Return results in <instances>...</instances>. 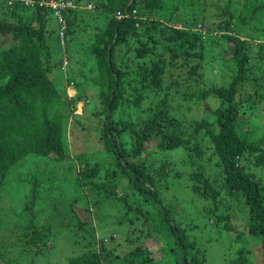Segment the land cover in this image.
<instances>
[{
  "label": "trees",
  "instance_id": "1",
  "mask_svg": "<svg viewBox=\"0 0 264 264\" xmlns=\"http://www.w3.org/2000/svg\"><path fill=\"white\" fill-rule=\"evenodd\" d=\"M39 1L28 5L25 0H0V233L1 188L10 169L30 154L47 160L68 159V120L72 111L76 112L77 103L87 106L83 93L96 88L100 105L97 115L103 117L102 152L112 158L113 168L103 184L91 181L97 176L98 165L78 171L80 186L86 189L93 184V189H99L105 198H114L122 208L139 211L146 226L152 223L150 215L129 200L133 197L155 204L154 215L160 220L152 223L151 228L146 227L145 238H151L154 231L166 232L172 246L167 250L164 245L166 252L160 250L165 256L172 250L184 264H204V250L189 239L179 223L170 221L169 211L161 201L166 166L153 170L152 163L148 164L143 155L151 141H155L156 150L162 153L190 146L191 137L167 103L168 92L178 88L182 80H174L173 76L195 61L187 75L199 77L196 70L202 68L208 43L224 41L226 47L231 45L229 56L218 69L226 75V83L206 87L195 79L198 89L189 83L182 93L186 101L194 104L202 102L204 107L209 101L217 104L213 109L207 108L211 117L192 123L193 137H200L206 147L199 144L190 147L191 157L197 160L203 159L206 151L210 152L217 167L215 179L199 170L194 174L192 190L204 202L211 201L212 207L205 205L203 213L216 229L234 232L235 239H230L236 243L247 232L260 240L264 251V178L248 170L251 165L264 172V136L250 139L249 133L241 131L245 114L264 101V0H224L213 6L209 17L203 6L199 17L186 18L181 28L174 25L179 21L180 11L188 9L191 13L202 5V0H75V8L62 10L66 23L63 44L52 11L40 7ZM194 16L195 10L191 17ZM52 17L57 23L59 46L67 57L65 68L63 56L55 61L47 46ZM178 59L182 61L180 65L176 64ZM78 61H82L80 67L70 68ZM55 68H60L64 86L58 87L50 77ZM169 73L171 84L165 88ZM73 88L81 90L67 98ZM151 91L155 96L165 91L163 99L139 112L145 118L125 120L126 115L131 117L130 107L142 108ZM124 135L128 136L127 144ZM22 179L34 186L31 202L23 208L29 215V224L21 230L25 238L22 253L26 264H32L33 256L50 249V229L35 225L36 174L30 171ZM118 186L127 191H116ZM221 198L225 201L220 202ZM222 206L227 210L225 216L217 213ZM234 206L243 215L246 224L243 232H238L231 223L228 211ZM84 224L79 220L77 227L82 229ZM130 225H134L132 220ZM104 242L101 239L97 243L98 251L70 257L67 264H155L157 260L140 243L122 257L114 258L115 248L108 250ZM94 243L92 238L86 246ZM247 252L245 247L239 248L234 256L235 264H249Z\"/></svg>",
  "mask_w": 264,
  "mask_h": 264
},
{
  "label": "rangeland",
  "instance_id": "2",
  "mask_svg": "<svg viewBox=\"0 0 264 264\" xmlns=\"http://www.w3.org/2000/svg\"><path fill=\"white\" fill-rule=\"evenodd\" d=\"M221 2H224V0H202V5L193 9L191 13H189L188 9H182L179 13V21L174 24L175 27H183L182 24L188 17L198 18V12L203 9V6L206 8V17H209V12L213 6ZM194 10L196 11V16L191 17ZM56 30L57 23L52 17L48 25L46 41L52 52L53 59L59 61L63 53L56 37ZM156 38H158V35H156ZM206 39L205 41H207ZM222 43L218 41L211 45L208 43L204 50L205 58L201 61L203 64L201 65L202 68L196 70L199 77L188 78L187 75L190 67L195 66L194 61L190 63L191 65L184 66L182 68L183 72L178 71L175 73L173 76L174 80L182 79L179 81L180 86L168 92L167 103L170 111L174 117L181 120L184 131L191 137L190 146L162 153L156 150L155 141H151L146 145L147 150L143 158L148 161V164L152 163L151 167L153 170L160 168L163 164L166 166L167 175L165 176V182L161 181L164 184V188L160 189L161 201L169 211L170 221L173 220L175 223H179L186 231L189 239L195 241L198 247L204 250L206 254L204 264H235L234 256L238 255L237 251L241 247H245L249 251L245 253L249 264H264V251L260 248V240L250 237L246 232L241 238L242 241L236 243L230 239H235L236 234L234 232L216 229L209 217L203 213L205 205L212 207L211 201H205V203L204 199H201L192 190L195 184L194 174H197L199 170L212 180L215 179L217 167L210 152L206 151L203 159L197 160L191 157L190 147L194 144H199L203 148L206 147L205 142L200 141V137H193L192 123L202 118L211 117V111L207 108L213 109L217 104L213 101H209L205 107L202 102L194 104L186 101L182 93L186 92L185 90H187L189 83L194 85L195 90L198 89V86L195 85V79L206 87L211 86V84L222 85L226 83L227 77L223 72L219 73L218 67L223 65L228 58L229 53L227 51L230 50L231 45L226 47V43L224 41ZM70 48L75 49V46L71 45ZM70 54H72L71 51ZM214 60L216 61L214 62ZM81 62L78 61L77 64H71L70 68H73L74 65L76 68L80 67ZM181 63L182 61L178 59L176 64L180 65ZM69 75H72L71 71ZM50 77L58 87L64 86L65 78L60 68L53 69ZM165 80L164 87L166 88L168 84H171L170 73ZM73 89L68 91L67 98L74 96L76 92L81 90ZM95 91L88 88L83 93V97L88 100L87 106L85 107L83 102L77 103L75 105L76 112L72 111V115H70L68 120L66 127L68 159L64 161L47 160L30 154L10 169L1 188L0 264H26L24 253H22L24 251L22 244L25 238L21 230L29 224V215L23 212V208L26 203L31 202L34 186L30 182L24 181L22 176H27L30 171L36 174V180L38 181L37 200L33 210V214L36 217L35 225L39 229L41 227L50 229L48 240V248L50 249H47L42 254L33 256L34 262L32 264H67L70 257L89 251H98L97 243L101 239L106 241L104 243L108 250L115 248L114 258L116 256L122 257L140 243L156 257L155 264H184L178 259L179 257L173 254L172 250L167 256L160 251L164 249V245L165 247L167 246V250L172 246L171 241H169L170 237L166 232H151V238H145L144 236L143 232L146 227L149 226L151 228L152 223L154 224L160 220L154 215L157 212L155 204L149 203L144 199L137 200L138 198L133 197L129 200V197H127L129 202L134 203V207L139 206L150 215L149 218L152 223L150 224L149 222L146 226L144 225V216L139 214V211L129 212L124 207L122 208V205H118L116 201H113L114 198H105L101 195L99 189H93V184L88 185L86 189L80 186L78 171L98 165L96 169L97 176L93 177L91 181L95 184H103L107 180V173L113 168L111 164L112 158L102 152L100 123L103 117L100 118L97 115L100 105L96 95V88ZM192 91L191 89L190 92ZM164 94L165 91L155 96V93L151 91L147 100L142 104V108L137 110L130 107L131 117L126 115L125 120L133 122L138 120V118H145V115L143 113L139 114V112L150 105L154 106L156 102L163 99ZM116 117L118 118V116ZM241 131L242 133H249L251 135L250 139L264 136V101L257 108L245 114L242 118ZM127 137V135L123 136L125 144L129 143ZM202 140L205 141L204 139ZM126 147L129 148L130 146ZM248 170L255 173L258 177L264 178L263 171L256 170L251 165H249ZM111 186L113 187L114 184H111ZM116 191L125 192L127 190L123 186H118ZM221 200L225 201L224 198H221L220 202ZM216 203H219V200ZM225 211L227 210L222 206L217 213L225 216L227 214ZM238 211V208L234 206L228 213L236 230L243 232L246 224L244 226L243 215H240ZM78 219L85 223L84 228L80 229L77 227ZM131 220L134 225H130ZM113 236H115L114 239H111ZM92 238L95 239L96 243L87 247L88 241ZM166 249H164L165 252Z\"/></svg>",
  "mask_w": 264,
  "mask_h": 264
},
{
  "label": "built area",
  "instance_id": "3",
  "mask_svg": "<svg viewBox=\"0 0 264 264\" xmlns=\"http://www.w3.org/2000/svg\"><path fill=\"white\" fill-rule=\"evenodd\" d=\"M75 0H40L37 2V4L40 7H45L47 9H50L53 13L54 18L57 20L58 26H59V37L61 40V43L63 44V35L64 30L66 28L65 20L62 16V10L64 9H73L76 7ZM26 4L33 5L34 0H25ZM91 6H88L90 8ZM133 14H135V11H133ZM118 18H121V16H117ZM67 59L66 56H64L63 66L64 68L67 66Z\"/></svg>",
  "mask_w": 264,
  "mask_h": 264
},
{
  "label": "clouds",
  "instance_id": "4",
  "mask_svg": "<svg viewBox=\"0 0 264 264\" xmlns=\"http://www.w3.org/2000/svg\"><path fill=\"white\" fill-rule=\"evenodd\" d=\"M58 28H59V26H58ZM64 56H66V54H64ZM64 56H63V61H64ZM67 58V57H66Z\"/></svg>",
  "mask_w": 264,
  "mask_h": 264
}]
</instances>
